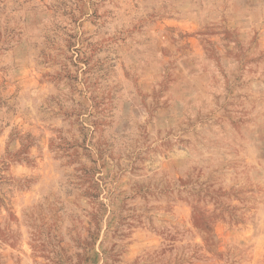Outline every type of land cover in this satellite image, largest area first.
Listing matches in <instances>:
<instances>
[{"label":"rangeland","instance_id":"obj_1","mask_svg":"<svg viewBox=\"0 0 264 264\" xmlns=\"http://www.w3.org/2000/svg\"><path fill=\"white\" fill-rule=\"evenodd\" d=\"M0 264H264V0H0Z\"/></svg>","mask_w":264,"mask_h":264}]
</instances>
